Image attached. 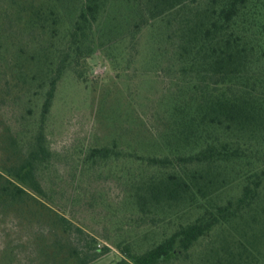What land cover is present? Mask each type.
<instances>
[{
    "label": "trees",
    "instance_id": "trees-1",
    "mask_svg": "<svg viewBox=\"0 0 264 264\" xmlns=\"http://www.w3.org/2000/svg\"><path fill=\"white\" fill-rule=\"evenodd\" d=\"M107 1L82 0L70 25L62 22L61 0L34 9L10 4L49 36L29 59L47 88L26 156L0 173V205L36 201L65 228L68 221L42 200L38 177L51 160L44 123L62 75L90 54L87 42ZM131 2L133 33L158 26L170 83L149 114L153 125L141 128L149 141L130 147L113 140L86 155L92 164H137L124 176L125 198L150 226L149 238L117 244L116 264H264V0ZM107 251L69 257L90 264Z\"/></svg>",
    "mask_w": 264,
    "mask_h": 264
},
{
    "label": "rangeland",
    "instance_id": "rangeland-1",
    "mask_svg": "<svg viewBox=\"0 0 264 264\" xmlns=\"http://www.w3.org/2000/svg\"><path fill=\"white\" fill-rule=\"evenodd\" d=\"M12 1L0 0V173L26 156L47 88L29 59L49 36L28 25L26 9L20 13V4L34 9L46 0H15L20 4L11 7ZM61 1L62 22L70 25L82 0ZM133 6L107 1L87 42L90 54L64 72L45 119L51 160L38 177L42 200L69 225L54 224L56 215L33 200L0 205V264H75L71 251L104 247L90 264H116L117 244L149 238L150 226L132 215L125 198L124 176L137 164L86 160L90 149L113 140L130 147L149 141L141 128L153 125L149 114L169 87L158 26L133 33Z\"/></svg>",
    "mask_w": 264,
    "mask_h": 264
}]
</instances>
